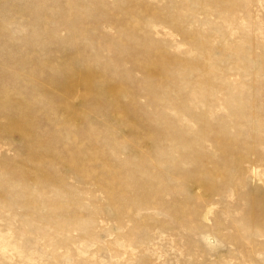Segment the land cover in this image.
Returning <instances> with one entry per match:
<instances>
[{
    "label": "rangeland",
    "instance_id": "1",
    "mask_svg": "<svg viewBox=\"0 0 264 264\" xmlns=\"http://www.w3.org/2000/svg\"><path fill=\"white\" fill-rule=\"evenodd\" d=\"M0 264H264V0H0Z\"/></svg>",
    "mask_w": 264,
    "mask_h": 264
}]
</instances>
